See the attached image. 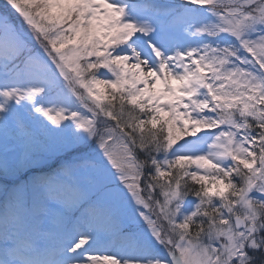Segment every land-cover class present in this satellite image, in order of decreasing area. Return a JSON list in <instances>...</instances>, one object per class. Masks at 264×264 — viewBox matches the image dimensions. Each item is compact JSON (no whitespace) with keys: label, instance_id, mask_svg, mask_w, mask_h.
Wrapping results in <instances>:
<instances>
[{"label":"snow or ice","instance_id":"snow-or-ice-1","mask_svg":"<svg viewBox=\"0 0 264 264\" xmlns=\"http://www.w3.org/2000/svg\"><path fill=\"white\" fill-rule=\"evenodd\" d=\"M0 264H264V0H3Z\"/></svg>","mask_w":264,"mask_h":264},{"label":"rangeland","instance_id":"rangeland-1","mask_svg":"<svg viewBox=\"0 0 264 264\" xmlns=\"http://www.w3.org/2000/svg\"><path fill=\"white\" fill-rule=\"evenodd\" d=\"M0 4H2V5H3V0H0ZM2 5H0V6L2 7Z\"/></svg>","mask_w":264,"mask_h":264},{"label":"trees","instance_id":"trees-1","mask_svg":"<svg viewBox=\"0 0 264 264\" xmlns=\"http://www.w3.org/2000/svg\"><path fill=\"white\" fill-rule=\"evenodd\" d=\"M0 5H2V4H0ZM1 7V6H0Z\"/></svg>","mask_w":264,"mask_h":264}]
</instances>
